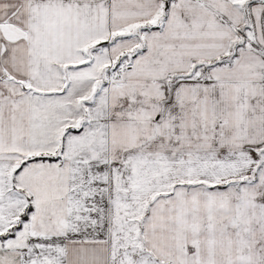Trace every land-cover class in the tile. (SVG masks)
I'll use <instances>...</instances> for the list:
<instances>
[{
	"label": "snow or ice",
	"instance_id": "6c2138e0",
	"mask_svg": "<svg viewBox=\"0 0 264 264\" xmlns=\"http://www.w3.org/2000/svg\"><path fill=\"white\" fill-rule=\"evenodd\" d=\"M0 264H264V0H0Z\"/></svg>",
	"mask_w": 264,
	"mask_h": 264
}]
</instances>
